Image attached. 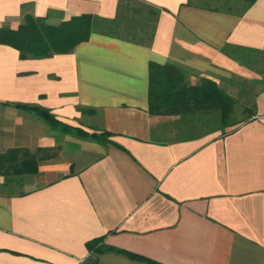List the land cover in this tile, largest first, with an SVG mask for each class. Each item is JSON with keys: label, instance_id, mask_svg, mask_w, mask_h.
I'll list each match as a JSON object with an SVG mask.
<instances>
[{"label": "crops", "instance_id": "obj_1", "mask_svg": "<svg viewBox=\"0 0 264 264\" xmlns=\"http://www.w3.org/2000/svg\"><path fill=\"white\" fill-rule=\"evenodd\" d=\"M129 1L157 12L147 43L92 33L27 59L0 44V153L52 150L35 174L0 175V264H264V0ZM118 3L0 0V26L113 19ZM168 63L251 97V117L221 134L208 117L150 114L149 68ZM35 106L110 141L61 133ZM98 238L122 252L90 251Z\"/></svg>", "mask_w": 264, "mask_h": 264}, {"label": "trees", "instance_id": "obj_2", "mask_svg": "<svg viewBox=\"0 0 264 264\" xmlns=\"http://www.w3.org/2000/svg\"><path fill=\"white\" fill-rule=\"evenodd\" d=\"M255 0H244L245 9ZM157 12L129 0H119L118 14L113 19H104L90 14L71 17L57 25H51L44 18L31 14L23 16L17 29L0 26V44L18 50L22 59L46 58L54 54L70 53L81 42L87 41L92 33H101L137 43H147L153 35ZM226 51V48H223ZM238 53V52H237ZM240 53L237 54L239 56ZM242 55V54H241ZM242 62V61H241ZM188 71L175 64L151 65L149 68L148 112L153 115H179L180 118L201 116L214 120L217 130L226 134V127L249 119L252 108L241 121L234 120L236 100L215 82L201 79L196 85L187 81ZM34 113L51 128L79 138H92L99 142L110 141L108 132L89 133L59 121L49 110L35 106ZM200 118V117H199ZM114 143V142H113ZM51 149H11L0 153V175L12 181L21 175H32L38 171V162L49 158ZM93 252L119 249L107 247L102 239L86 243ZM131 257H142L129 253ZM152 264H155L151 262Z\"/></svg>", "mask_w": 264, "mask_h": 264}, {"label": "rangeland", "instance_id": "obj_3", "mask_svg": "<svg viewBox=\"0 0 264 264\" xmlns=\"http://www.w3.org/2000/svg\"><path fill=\"white\" fill-rule=\"evenodd\" d=\"M195 1L198 2V3H200V4H204V5H208V6H214V7H220V8L221 7L224 8L225 5H226V3L224 2V0H195ZM258 87H260V86L258 85ZM233 94L235 95L233 97L236 100V104H235V107H234V120H236V121L243 120L247 116V111H245V110L247 108H251L250 106H251V103H252V98L249 97V96L248 97H245V98H242L241 96H239V95L236 94V91H234ZM205 126H207V125H204V126L203 125H200L198 127L199 129H195V130L196 131L197 130H201V129L205 128ZM214 126L217 127L218 125H216V123H215ZM22 178L15 177V178H13V181L21 180ZM13 189H15V188H13Z\"/></svg>", "mask_w": 264, "mask_h": 264}]
</instances>
